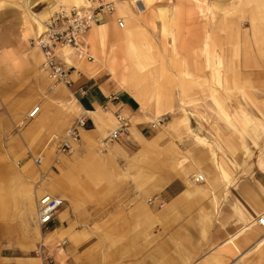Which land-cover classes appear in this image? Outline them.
<instances>
[{"label": "crops", "instance_id": "1", "mask_svg": "<svg viewBox=\"0 0 264 264\" xmlns=\"http://www.w3.org/2000/svg\"><path fill=\"white\" fill-rule=\"evenodd\" d=\"M14 1L0 5V264H41L31 253L42 235L30 220L41 189L66 201L43 237L67 241L53 264L264 262V19H250L231 38L221 21L217 32H204V18L195 37L178 43L186 46L168 73L138 24L129 18L119 27L121 17L102 16L84 36L94 61L60 49L81 75L69 89H52L28 40L60 1L26 0L41 7L29 17ZM175 8H160V18L173 20ZM163 10L173 17L164 20ZM109 95L118 98L107 102ZM119 109L131 118L129 140L105 149ZM80 110L88 117L81 141L55 163L44 147ZM162 115L167 121L151 128ZM19 124L18 134L5 135ZM40 171L53 173L43 185ZM155 196L160 205L145 203Z\"/></svg>", "mask_w": 264, "mask_h": 264}, {"label": "built area", "instance_id": "2", "mask_svg": "<svg viewBox=\"0 0 264 264\" xmlns=\"http://www.w3.org/2000/svg\"><path fill=\"white\" fill-rule=\"evenodd\" d=\"M117 0H85L82 6L72 5L69 8H60L50 15L43 22V31L30 44L40 50L42 54V62L40 69L45 74L50 87L56 89L64 87L69 89L74 83V77L81 75L80 71L66 66L58 56V51L62 48H71L77 53L86 57L87 60L93 61L88 50L84 45V36L99 23L102 16L111 15L115 12ZM119 27L124 26L122 18H117ZM77 92L82 94L85 92L83 87H78ZM116 95H109L107 102L117 100ZM39 110V106L33 107L26 115V118L33 119ZM108 112L107 104L102 109ZM116 121L115 127L109 132L108 136L102 140L105 149L112 143H127L130 137L131 118L124 113L122 109L114 113ZM168 119L167 115H162L152 119L150 126L153 129L161 127ZM88 117L84 110H80L73 122L59 136L52 137L44 147L47 151L51 149L55 154L54 162L57 163L59 158L71 154L81 141V134L87 128ZM44 154L34 158L37 165L43 162ZM48 172L39 173L38 184L46 181ZM66 204L65 199L55 196L50 192L41 189L36 195V207L30 215V220L40 230L45 233L53 230L54 220ZM146 204L150 206L160 205V197L155 196L146 200ZM264 226V221H261ZM34 249L33 254L41 264H53L52 254L47 250L45 238ZM67 241L65 239L59 241L57 246L63 248ZM234 264H242L238 260H234Z\"/></svg>", "mask_w": 264, "mask_h": 264}, {"label": "rangeland", "instance_id": "3", "mask_svg": "<svg viewBox=\"0 0 264 264\" xmlns=\"http://www.w3.org/2000/svg\"><path fill=\"white\" fill-rule=\"evenodd\" d=\"M1 1L2 2L0 3V5H4L3 7H5L6 5H8L6 4V1H11V0H1ZM45 1L48 2V0ZM59 1H60L59 5H57L56 8L50 14L44 16L43 22L55 11H57L58 7L60 9V8H69L75 4L78 5L77 3H72L70 0H59ZM146 1L147 0H117L116 9L114 14H112V17L114 18V20L117 17H121L124 20L126 26H128L129 18L131 20L138 18L139 20L138 29L141 32H145L147 34V39H145L143 36L140 37H143V39L146 40L145 44L146 43L151 44L149 55L150 56L152 55L153 58L155 56V58H157L159 61L157 63L159 67H161L162 65L163 68L166 69V71L168 70L167 71L168 73H170V70L172 69H178L176 65L171 67L172 55L174 53H177L176 52L177 50H179V52L177 53L179 55L182 49H184L186 46V45L184 46L179 45L178 43H182V40L186 37H195V33L197 32L196 28H199V31H201L203 25L205 24V22L203 21L204 18H206L208 21L206 23L207 25H204L207 26V30L204 29L203 30L204 32H208L212 30L217 32L218 30L214 28L218 27L217 26L218 23H216V26H214V23L221 21L222 23H225L224 32L226 33L227 36H230L231 38L238 31L239 27L242 25H246L250 19L256 16L258 17V19L259 18L264 19V0H253V1L251 0H161L160 2H156V0H152L151 2H153V4L150 3V6L145 8L142 5H144L143 3H145ZM30 2L31 1L26 3V0L14 1L15 7L19 11H21L23 17H25L24 14H27L29 17L31 11L38 12L41 9V7L38 6L35 8L29 7ZM163 7L170 9L176 7L174 9L175 17L173 20L168 21L166 19L169 18H165L164 20L166 21H163L162 18H160L159 9ZM119 8L121 10H119ZM31 23H37V22L35 20L34 22ZM3 25L8 26L9 22L4 21ZM42 31H43V24H42ZM39 35L32 37L28 40L29 47L35 48L33 47V45L30 44V42L31 40L37 38ZM172 43L173 44L176 43V46L172 45ZM122 60L125 70L128 69L127 66H130V68L132 67V61L127 56H123ZM151 65L155 66L156 63L152 62ZM152 75H154V72ZM59 88H64V87H59ZM27 121L30 120L25 117L24 122L26 123ZM21 125L19 127H14L13 129H10L8 131H4L5 135L18 134L20 128L22 127ZM4 128H5L4 126L0 125V135L3 133L2 130ZM3 145H6V142H3ZM52 176L53 173L49 172L47 174L46 181L47 180L50 181ZM35 178L37 182L39 179V174L36 173ZM146 200H144L145 203ZM32 226L38 228L36 225H32ZM40 231L42 238L35 245V247L41 241H43L42 240L43 237H45V235L48 233V232L45 233L42 230ZM61 240L63 239H60L58 237L53 238L49 236H46L44 240L46 248L52 254L53 259L54 257L57 258V253H58L57 250H59L58 248H60L57 246V243ZM35 247L33 248L31 253L33 257H34L33 251ZM247 264H250L249 259L247 260ZM259 264H264V262L260 261Z\"/></svg>", "mask_w": 264, "mask_h": 264}, {"label": "bare ground", "instance_id": "4", "mask_svg": "<svg viewBox=\"0 0 264 264\" xmlns=\"http://www.w3.org/2000/svg\"><path fill=\"white\" fill-rule=\"evenodd\" d=\"M73 1V3H77L78 5H76V6H81V5H83L84 3H85V0H72ZM152 0H147L145 3H143L144 5H142L143 7H145V8H147L148 6H150V3H152L151 2ZM118 8V7H117ZM123 8V7H122ZM57 9H59V7L57 8ZM162 9V8H161ZM119 10H121L120 8H119ZM162 17L165 19V18H167V17H172V12L170 11V10H163V12H162ZM138 17V16H137ZM130 22H133V24H134V27L137 25V24H139V20H138V18L137 19H132V20H130ZM133 27V28H134ZM130 31V33L128 34V37H130L131 38V36L132 37H134V30L133 29H131V30H129ZM36 48V47H35ZM38 49V48H37ZM93 61H94V59H93ZM235 260H238V261H240V256H238ZM230 264H234V261L233 262H231Z\"/></svg>", "mask_w": 264, "mask_h": 264}]
</instances>
